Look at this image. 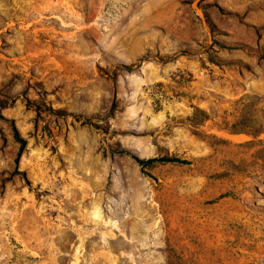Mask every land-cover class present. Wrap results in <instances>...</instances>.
I'll return each mask as SVG.
<instances>
[{
  "label": "rangeland",
  "instance_id": "rangeland-1",
  "mask_svg": "<svg viewBox=\"0 0 264 264\" xmlns=\"http://www.w3.org/2000/svg\"><path fill=\"white\" fill-rule=\"evenodd\" d=\"M0 264H264V0H0Z\"/></svg>",
  "mask_w": 264,
  "mask_h": 264
},
{
  "label": "trees",
  "instance_id": "trees-1",
  "mask_svg": "<svg viewBox=\"0 0 264 264\" xmlns=\"http://www.w3.org/2000/svg\"><path fill=\"white\" fill-rule=\"evenodd\" d=\"M17 140L19 141V147L16 152V159L19 158L21 155L23 149H24V140L16 137ZM136 162L140 165V167L143 169L145 166L154 163V162H164V161H181V162H188L185 159H178L173 156H153V157H147V158H141V157H135ZM144 171V169H143ZM146 174L152 176L149 172L146 171Z\"/></svg>",
  "mask_w": 264,
  "mask_h": 264
}]
</instances>
